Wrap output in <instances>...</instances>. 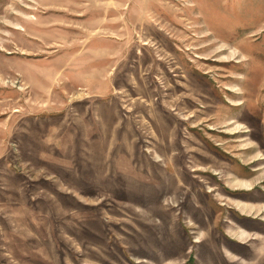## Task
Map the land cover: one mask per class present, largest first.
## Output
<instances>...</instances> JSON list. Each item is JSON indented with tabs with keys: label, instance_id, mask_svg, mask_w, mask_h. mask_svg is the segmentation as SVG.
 Masks as SVG:
<instances>
[{
	"label": "rangeland",
	"instance_id": "374dc122",
	"mask_svg": "<svg viewBox=\"0 0 264 264\" xmlns=\"http://www.w3.org/2000/svg\"><path fill=\"white\" fill-rule=\"evenodd\" d=\"M264 0H0V264H264Z\"/></svg>",
	"mask_w": 264,
	"mask_h": 264
},
{
	"label": "bare ground",
	"instance_id": "6f19581e",
	"mask_svg": "<svg viewBox=\"0 0 264 264\" xmlns=\"http://www.w3.org/2000/svg\"><path fill=\"white\" fill-rule=\"evenodd\" d=\"M259 242H260V243L264 242V237H263V238L261 237V239H260ZM262 244H263V243H262Z\"/></svg>",
	"mask_w": 264,
	"mask_h": 264
}]
</instances>
